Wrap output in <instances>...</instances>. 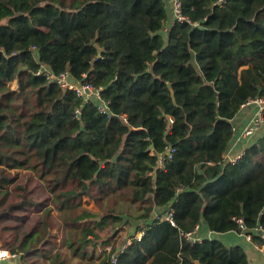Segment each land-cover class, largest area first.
<instances>
[{
    "label": "trees",
    "instance_id": "obj_1",
    "mask_svg": "<svg viewBox=\"0 0 264 264\" xmlns=\"http://www.w3.org/2000/svg\"><path fill=\"white\" fill-rule=\"evenodd\" d=\"M179 3L168 26L167 0H0V245L20 264H67L65 249L90 264L88 245L131 207L142 236L98 264H250L241 246L180 237L200 225L264 247V132L225 159L236 115L264 94L238 76L249 64L264 84V0ZM42 66L101 88L111 116ZM168 208L166 230L152 214Z\"/></svg>",
    "mask_w": 264,
    "mask_h": 264
},
{
    "label": "crops",
    "instance_id": "obj_2",
    "mask_svg": "<svg viewBox=\"0 0 264 264\" xmlns=\"http://www.w3.org/2000/svg\"><path fill=\"white\" fill-rule=\"evenodd\" d=\"M168 6H167V13H168V22L167 25L169 26L172 23V20L174 19L173 17V11H172V5H171V0H167ZM238 76L240 78V83L246 87V86H250L251 89H258L261 90L264 88V84L261 82V80H259L253 73L251 67L249 64H245L243 66H241L238 69ZM247 80H246V78ZM12 88H16V84L15 82H13L11 84ZM256 115V109L253 106H249V107H244L241 108V111L236 115L234 122V127L235 130L238 132H241L243 130V128L247 125V123L249 122V120L254 117ZM264 132V123L260 126V128L258 129L257 133L255 134L256 136L259 134L261 135ZM240 134V133H239ZM240 142V143H239ZM248 140H244V141H232L228 152L225 155V159L227 161H230L231 158H237L242 154L243 148L245 147V145L247 144ZM163 213V212H162ZM159 210H155L154 213L152 214V218H155L158 214L161 215L162 214ZM162 217V216H161ZM164 228L167 230L169 227L166 224H163ZM107 230V229H106ZM140 233V234H139ZM139 233H135L134 236L141 237L142 236V232ZM199 235L202 238H210V239H217L219 241H221L222 243H224L226 246H241L245 249L249 263L250 264H255V261L258 259H262L264 258V247L260 248L257 246V244L255 242L252 241V239H250L249 241L246 240V233L245 232H237V231H231V232H227V233H221V234H216V233H210V231L208 230V228L205 225H200L199 228ZM130 236V235H129ZM124 237L121 239V242L125 239L124 243H126L127 241H131L130 237ZM111 242V241H110ZM98 245L96 247H93V249H91V251L89 250V248L91 246H94V241H92L91 245H88L87 251L88 253H92L93 254V262L95 260H97L96 262L99 263L100 258L99 255H101L102 250L101 248H103V246L101 247V245L99 244V242H97ZM123 243V244H124ZM122 244V245H123ZM110 246H112V244L110 245H105L103 251L105 252H109L110 250ZM65 254H66V262L67 264H77L79 261L76 257H72L71 253L68 249L64 250ZM44 254H42L44 257H47L48 255L51 254L50 251H46L43 252ZM95 255H96V259H95ZM161 256V255H156L154 256L147 264H150L151 261L155 260L156 257ZM161 257H164L163 255ZM165 258V257H164ZM40 260H44V259H40ZM81 262H86L84 259H80ZM46 261V260H44ZM48 263V261H46ZM179 261H176V264ZM17 264H20V260L16 262ZM114 264H127L126 261L120 259V258H116Z\"/></svg>",
    "mask_w": 264,
    "mask_h": 264
},
{
    "label": "built area",
    "instance_id": "obj_3",
    "mask_svg": "<svg viewBox=\"0 0 264 264\" xmlns=\"http://www.w3.org/2000/svg\"><path fill=\"white\" fill-rule=\"evenodd\" d=\"M171 2L176 12V16H175L176 19L179 21L183 20V18L179 15L180 6L178 3V0H171ZM36 75L44 77L49 82H55L62 88L70 89L74 91L76 95L82 98L84 101H88L89 99H94L96 102V108H97L98 113L106 117L111 116L107 102H105L101 97V94H100L101 88L94 87L90 83H81V84L78 82L74 83V81L71 80L67 72H62L60 74H54L53 72H50L49 69L43 66L38 69V71L36 72ZM245 105L248 107L249 106L255 107L256 115L249 120L247 125L240 132V139H246V138L251 137L254 134L255 130L258 129L259 126L264 122V94L257 96L253 99H250ZM76 115H78L77 111H76ZM173 152H174L173 149H169L167 150L166 153L160 155L158 157V165L162 166L165 160L171 158ZM236 159L237 158H231L230 162H234ZM156 217L158 221L160 222V224H166L168 227L174 226V222L172 220V211L170 208L166 209L161 215L158 214ZM259 230H261V228H257L256 231L259 232ZM261 234H263V239H264V232H262V230H261ZM180 237L184 241L190 244H199L204 239L210 240V238H202L199 235V232L197 231V227H195V229L190 232H181ZM113 259H114L113 261H115L116 258H113ZM19 260H20L19 253H14V252H11L10 250L3 249L0 245V262L8 261L9 263H14Z\"/></svg>",
    "mask_w": 264,
    "mask_h": 264
},
{
    "label": "rangeland",
    "instance_id": "obj_4",
    "mask_svg": "<svg viewBox=\"0 0 264 264\" xmlns=\"http://www.w3.org/2000/svg\"><path fill=\"white\" fill-rule=\"evenodd\" d=\"M246 80H247V78H246ZM85 207L88 208V209L91 208L93 210H96L95 208H93L92 205H87ZM135 210H136L135 207H133V208L131 207L129 209V212L127 214L120 215L121 218H122V221L120 223V226H117L116 227L117 229L114 230L113 227H108L107 230H104V231H102V232L99 233L101 239L98 242L101 245V247L103 246V248H101L102 252H103V249L105 247V245H102V244H103V241H105L106 238L109 239V240H111L110 245L111 244L112 245H114V244L115 245H120L124 241L123 240L121 242V239L122 238L128 237L129 235H135V233H136L135 232V228L137 227L138 224H140L139 221H136V220L131 219V217L134 216ZM52 216L53 217L50 218V222H48V226L49 227H53V229H51V231L53 233H55L56 237H57V234H58V238H56V239L59 241L60 238H61L62 230L58 231L56 224L53 223V221L55 222L58 219L57 218V215L55 213H52ZM39 218L40 217H36L35 219L37 221H42ZM56 239L55 240L54 239H51L50 240L49 237L47 236V242L48 243H51L52 246H56L58 244V241H56ZM126 243H124L123 245H125ZM93 245L94 246H91L89 248L90 251H91V249H93V247H96L98 245V243H94ZM96 261L97 260H95L94 262L92 261V262H90V264H98ZM38 264H48V263L46 261H44V260H38ZM82 264H86V262H82ZM150 264H171V262L163 261V258L161 256H158V257H156L155 260L151 261ZM255 264H264V258H263V260L262 259H258V261L256 260L255 261Z\"/></svg>",
    "mask_w": 264,
    "mask_h": 264
},
{
    "label": "bare ground",
    "instance_id": "obj_5",
    "mask_svg": "<svg viewBox=\"0 0 264 264\" xmlns=\"http://www.w3.org/2000/svg\"><path fill=\"white\" fill-rule=\"evenodd\" d=\"M178 3H179V0H178ZM171 5H172L173 16H176V12H175V10H174V6H173L172 2H171ZM179 6H180V3H179ZM179 15H180V9H179ZM71 80H72V79H71ZM263 123H264V122H263ZM263 123H262V124H263ZM262 124H261V125H262ZM261 125H260V126H261ZM260 126H259V128H260ZM259 128H258V129H259ZM258 129L255 130V132H254L253 135H255V134L257 133ZM253 135H252V136H253ZM249 138H250V137H249ZM247 139H248V138H246V139H240V134H239L238 140H240V141H244V140H247ZM237 158H239V157H237ZM156 218H157V217H156ZM240 228H242V226H240ZM256 230H257V229H256ZM256 230H255V232L257 233V235H258L262 240H264V239H263V234H261V230H259V232H257ZM197 231H198V227H197ZM262 232H263V231H262ZM260 234H261V236H260ZM245 237H246V240H247V241H249V240L251 239V236H250V235H246ZM210 240H211V239H210ZM128 244H129V241H128L125 245L122 246V249H124Z\"/></svg>",
    "mask_w": 264,
    "mask_h": 264
},
{
    "label": "water",
    "instance_id": "obj_6",
    "mask_svg": "<svg viewBox=\"0 0 264 264\" xmlns=\"http://www.w3.org/2000/svg\"><path fill=\"white\" fill-rule=\"evenodd\" d=\"M0 264H12V263H9L8 261H1Z\"/></svg>",
    "mask_w": 264,
    "mask_h": 264
}]
</instances>
